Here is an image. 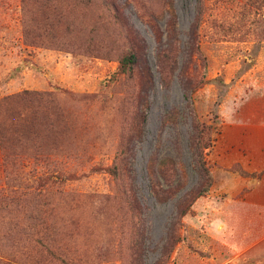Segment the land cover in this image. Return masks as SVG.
<instances>
[{"label": "rangeland", "instance_id": "1", "mask_svg": "<svg viewBox=\"0 0 264 264\" xmlns=\"http://www.w3.org/2000/svg\"><path fill=\"white\" fill-rule=\"evenodd\" d=\"M41 3L57 5L53 18L65 14L63 47L27 40ZM129 30L145 43L155 81L144 89V137L136 140L138 80L109 81L131 48ZM204 62L210 81L187 97ZM63 89L96 96L74 99ZM25 90L56 92L69 119L40 151L16 141L11 174L0 145V189L22 194L17 207L0 208V264H61L45 245L19 242L16 224L31 225L33 216L48 226L36 235L66 258L98 248L94 262L131 264L128 168L149 227L144 264H155L169 246L176 203L199 184L189 147L194 114L217 127L206 150L213 184L179 219L173 232L182 240L166 264H264V0H0V99ZM116 164L119 176L95 171ZM158 167L166 177L153 174ZM152 176L173 187L171 199L152 195Z\"/></svg>", "mask_w": 264, "mask_h": 264}, {"label": "trees", "instance_id": "2", "mask_svg": "<svg viewBox=\"0 0 264 264\" xmlns=\"http://www.w3.org/2000/svg\"><path fill=\"white\" fill-rule=\"evenodd\" d=\"M42 1V0H41ZM42 5L41 11L43 17L37 26L27 24L25 35L28 41L32 43H46L55 47H63L62 44L66 43L63 39L71 33L70 25L65 19V14L61 11H57L54 18L48 11L51 8L57 10V5L40 4ZM117 8V7H116ZM117 11H119L117 9ZM119 13V12H118ZM120 14V13H119ZM199 17L195 19L194 26L198 25ZM174 23H168V40L173 42ZM156 38L160 43V49H158V59L161 60V42L162 35L156 29ZM195 34V30H192V36ZM127 35L131 41V48L127 50L120 58L119 65L116 72L111 76L110 82L117 83L123 76H127L131 80H138L140 85L137 92V102L141 105L137 108L135 114H137L138 123L135 128L134 136L132 140L144 137V89L155 88L154 75L148 65L146 45L142 46L137 34L132 30H129ZM200 51L199 48H197ZM162 67V66H161ZM147 69V70H146ZM162 69V73L165 75L168 71ZM147 74H144V71ZM185 73V71H184ZM144 75L146 79H144ZM207 77V63L204 62L203 77H201L194 85L190 83V86L185 88V95L188 97L191 92L193 93L199 87L208 83L210 80ZM64 93L68 94L74 99L87 100L88 98H94L96 95H78L70 90L63 89ZM58 94L54 91H30L25 90L23 92L8 95L0 99V145L4 151V161L6 164V173H13L15 166L13 152V145L15 142H21L23 146H27L34 150L40 151L54 135H61L67 128V121L69 119L68 113L61 107L58 102ZM61 132V133H60ZM217 127L213 124H207L196 117L194 114L192 118V127L189 134V147L193 163V168L199 177V184L197 187L188 193V195L179 200L176 203L177 219L173 223L172 233L168 237L169 245L164 249L162 256L155 264H166L169 258L170 252L173 249V245L180 242L182 238L179 233L173 232L175 226L179 224V219L186 215L190 210L193 203L198 197L208 192L209 188L213 184V176L210 167L207 163L206 155L213 142V137L217 135ZM49 139V140H48ZM48 140V141H47ZM160 166V165H159ZM121 166H98L95 171L107 172L112 176H119L121 173ZM130 185V200L129 206L133 212V240L130 252L131 264H144V257L146 252V243L148 239L149 227L147 226L145 219V205L139 196V185L137 182V176L133 169H127ZM164 168L158 167L154 170L153 174L160 177L161 173L166 177ZM50 175H55L50 173ZM58 177L64 178L62 173H58ZM164 177V178H165ZM159 180V179H158ZM168 181V180H167ZM170 182V181H169ZM165 183V182H164ZM41 188L44 184H39ZM165 186L167 188H165ZM166 182L164 185L162 182H156L153 180V176L150 181V190L152 195L160 202L169 200L172 198L173 187ZM11 188V187H10ZM15 189L10 190V194L7 195L0 189V208H15L20 204L19 193ZM12 196V197H8ZM9 199V200H7ZM34 220H30L31 225L23 226L22 224H16L19 228V242H31L35 248L41 250V245L46 246V251L54 259L60 260L61 264H101L100 262L92 261L89 256L100 257V251L98 248L92 251H86L84 256H80L78 260H72L71 256L66 258L63 255L56 252L55 249L48 246L37 235L41 234L39 227L43 224V227L48 228L41 221L37 223V216H33ZM34 223V224H32ZM43 229V228H42ZM35 233V234H34ZM37 234V235H36ZM44 234H41L43 237ZM166 245V246H167ZM45 250V249H44ZM3 257V256H2ZM15 258V256H12Z\"/></svg>", "mask_w": 264, "mask_h": 264}]
</instances>
